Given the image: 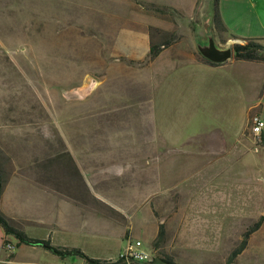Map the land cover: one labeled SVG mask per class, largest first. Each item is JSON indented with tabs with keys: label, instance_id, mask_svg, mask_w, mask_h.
Here are the masks:
<instances>
[{
	"label": "rangeland",
	"instance_id": "1",
	"mask_svg": "<svg viewBox=\"0 0 264 264\" xmlns=\"http://www.w3.org/2000/svg\"><path fill=\"white\" fill-rule=\"evenodd\" d=\"M68 1L77 6L0 0V208L6 187L14 186L20 208L49 224L25 226L29 237H51L90 256L124 249L116 234L127 226L129 237L155 257L152 244L163 225L161 258L229 264L245 233L264 218V144L249 134L247 116L250 107L258 106L254 113L264 107V83L256 91L240 74L241 98L233 100L222 69L188 58L211 41L227 47V30L198 42L207 21L214 27V0L199 14L205 26L196 36L188 28L192 12L170 9L158 20L146 10L154 2L183 0H131L122 9L132 23L112 29L96 24L106 19L97 10L105 0ZM239 8L257 25L252 31L264 32V0H245ZM178 23L183 38L172 26ZM150 27L158 31L155 43L172 32L180 42L154 61ZM89 183L111 204L91 198ZM84 217L101 228L98 244ZM71 220L76 232L67 230ZM65 260L88 262L78 255ZM233 264H264V221Z\"/></svg>",
	"mask_w": 264,
	"mask_h": 264
},
{
	"label": "crops",
	"instance_id": "2",
	"mask_svg": "<svg viewBox=\"0 0 264 264\" xmlns=\"http://www.w3.org/2000/svg\"><path fill=\"white\" fill-rule=\"evenodd\" d=\"M33 1V0H32ZM106 1V6L105 8L100 7L99 10L100 12L104 13L106 12L107 16L105 21H98L96 24L97 26L106 27L108 29L114 28L113 25L119 23H132L130 19H127L124 15L125 11L122 9V6L127 7L129 9L131 5V0H105ZM243 1L245 0H220L219 2V11L220 15L223 21V24L227 30L226 34H230L231 37H229V41L227 43V47L225 48H219L221 50H225L228 48H231L234 44H239V42L246 41V40H254L258 44L264 47L263 40H264V32L258 33L255 31H252L256 28L255 22H250L247 20V18H242V12L239 6L243 5ZM67 3H72L77 6L75 1H68L66 0ZM155 3V2H154ZM159 5L168 7L172 9L175 12H178L180 14H184L186 12H192L194 14L193 19L190 21L188 24V28L191 30V34L194 36L198 35V30L200 28H204L205 24L202 22V18L199 16V14L203 15V12L208 10L211 5H212V0H183L181 2L174 1L172 3L166 2V1H160V3H157ZM17 5H18V0H17ZM133 9H136L134 5H132ZM254 9L257 8V6L252 5ZM105 14V13H104ZM256 14V13H255ZM123 15V16H121ZM156 19L159 20L158 16H152ZM260 17L257 16V19ZM259 21V20H258ZM261 21V20H260ZM105 23V25H103ZM172 24V23H171ZM262 25V24H261ZM173 27H176V29H179L181 38H183L185 35L181 34V29L182 25L181 24H174L172 25ZM172 26H169L167 29H172ZM206 27V36L200 38L198 41L199 43H204L208 40V37H211L210 35L214 36V27L211 26L210 23L207 21ZM99 28V27H97ZM125 29V26L122 27ZM152 28V27H150ZM149 28V29H150ZM239 28H244V31H241ZM263 28V27H262ZM162 29V28H161ZM264 29V28H263ZM250 30V31H248ZM129 37H127L128 40ZM197 42V43H198ZM178 43H175L172 47H176ZM149 45H150V36H149ZM204 48L207 47L203 46ZM170 48V47H169ZM165 50V49H164ZM150 51V49H149ZM163 52V51H162ZM188 58L193 63L201 64L207 66V64L203 63L200 60V55H197L196 52L192 51L187 54ZM118 60V59H117ZM220 69H222L219 74L223 78L224 83L231 86V88L227 89V91L231 92L233 96V100L237 99V94L240 95L239 99L241 98V93H242V85L241 82L238 80V76L240 74L244 75L245 77H249L251 82L248 84L251 87H254L256 91L262 87L263 81H264V63L262 62H246V61H235L233 58L229 60L228 62L221 64L219 66ZM259 72H262V75H256ZM261 78V79H260ZM263 95H264V90H263ZM259 105V104H258ZM258 108V106L256 105ZM255 107H250L248 111V118H249V123H250V117L252 114H255L254 111L257 109H254ZM261 110L258 112L259 114L264 113V107L261 105L259 109ZM232 117H235V112L231 114ZM264 139V135H263ZM78 154L83 153V152H77ZM71 156L75 157L77 154H71ZM92 164V163H91ZM95 178V177H94ZM16 183V182H15ZM14 183V185H15ZM91 188L93 189V195H91V198L95 199L98 202L104 203L108 205L109 199L103 194H101L99 191H97L98 184L94 186V184L89 183ZM15 187L8 185L5 189L4 195H3V206L0 208V212L3 214V216L11 222L14 226L22 229L23 231L25 230L24 227L28 225H44L48 226L49 224L46 223L45 216L39 217L40 221H34L33 218L29 215L28 210H22L19 206V203H17V199L13 197L15 195ZM18 197V192L16 193ZM90 203V201H89ZM111 204V203H109ZM18 210L20 212H18ZM87 210L92 211L93 215V208L90 207ZM63 216V215H62ZM62 216L60 219H62ZM92 220L89 221V218L84 217V223H89V232L88 236L95 241V244L98 240V236H102V230L101 228L99 229V226H95V221L94 218L90 217ZM108 219V218H107ZM111 219L114 220L116 224L118 223L115 218L111 217ZM70 220V219H69ZM75 221L71 220L70 222H66V227L68 228L67 230L76 232L77 229H75V226H73ZM73 223V224H72ZM97 223L99 225V221L97 220ZM95 226V227H94ZM124 226V225H123ZM101 227V225H100ZM128 227L124 226V228L117 233V238L123 239L126 241V246L128 244V241L131 239L133 240V237H129L128 235ZM25 232V231H24ZM26 234V233H25ZM115 234V233H112ZM27 235V234H26ZM28 236V235H27ZM29 237V236H28ZM32 238V237H30ZM36 239V238H33ZM16 240V239H15ZM39 240H49L51 242V245L53 247H59V248H68V249H79L76 246H61V245H55L52 243V239H39ZM8 241L9 243H12L15 248L13 251H8L5 248L4 242ZM125 246V248H126ZM124 248V249H125ZM121 248L116 255L112 254H107V255H100V256H90L89 253H86V251L81 250L82 253L87 256L90 259L94 260H99V261H115L118 259L119 254L121 251L124 250ZM80 250V249H79ZM86 263V260H84ZM88 263V262H87ZM86 263V264H87ZM0 264H67L65 258L60 257L56 255L55 253L51 252L50 250L43 248V247H32V246H27V245H21L17 247V240L14 242L12 239H10L9 236H6L3 227L0 225Z\"/></svg>",
	"mask_w": 264,
	"mask_h": 264
},
{
	"label": "trees",
	"instance_id": "3",
	"mask_svg": "<svg viewBox=\"0 0 264 264\" xmlns=\"http://www.w3.org/2000/svg\"><path fill=\"white\" fill-rule=\"evenodd\" d=\"M219 2L220 0L213 1V12H214L213 22H214L215 33L221 36L223 33L226 32V28L223 24V21L220 15ZM146 10L149 13L151 12L157 16H161L169 12L170 8L159 5L157 3H151L148 6V8H146ZM150 30L151 31L149 34L150 36L149 59L150 61H154L162 53L164 49H167L173 46L177 42L178 36L176 32L167 33V34L163 33L166 40L162 42L161 44H157L153 41V37H154L153 31H155V33H158V31L156 29L154 30V28H151ZM231 49L233 51V59L235 61L264 63V47L258 44L254 40H246V44H238V43L234 44L231 47ZM200 56H201L200 60L207 65L214 66V67L221 65V64H215L209 61L208 59L204 58L202 54ZM263 144H264V139H263ZM3 174L4 173L2 170V162H1V157H0V190L3 188V185H4ZM263 221H264V218H261L259 221L255 222V224L251 227L250 230H248L245 233L243 242L231 254L229 261H228L229 264H233L235 259L244 252V250L248 246V241L251 235L260 229ZM0 225L3 227L6 236L15 237V239L17 240V247L21 245H27V246H32V247H43L63 258L69 255H78V256L84 257L90 264H104L105 263L103 261L88 258L79 249H67V248L53 247L50 241L30 238L25 234V232L22 229L14 226L11 222H9L3 216L1 212H0ZM163 230H164V226L162 225L160 227V232H159L157 239L152 244L153 250L156 252L152 263L160 262L164 264H176L174 260L171 258H161L160 253H158L161 246L163 245V238H162ZM6 242L7 241H5L4 244Z\"/></svg>",
	"mask_w": 264,
	"mask_h": 264
},
{
	"label": "built area",
	"instance_id": "4",
	"mask_svg": "<svg viewBox=\"0 0 264 264\" xmlns=\"http://www.w3.org/2000/svg\"><path fill=\"white\" fill-rule=\"evenodd\" d=\"M249 134L258 144H263L264 119L258 113L250 117ZM8 251H13L15 246L8 241L4 244ZM141 241L129 240L126 248L119 254L115 261H106L104 264H145L152 263L154 257L141 249Z\"/></svg>",
	"mask_w": 264,
	"mask_h": 264
},
{
	"label": "water",
	"instance_id": "5",
	"mask_svg": "<svg viewBox=\"0 0 264 264\" xmlns=\"http://www.w3.org/2000/svg\"><path fill=\"white\" fill-rule=\"evenodd\" d=\"M201 54L204 58L215 64H224L233 58V51L231 48L221 50L214 45L211 41L210 45L201 50Z\"/></svg>",
	"mask_w": 264,
	"mask_h": 264
},
{
	"label": "flooded vegetation",
	"instance_id": "6",
	"mask_svg": "<svg viewBox=\"0 0 264 264\" xmlns=\"http://www.w3.org/2000/svg\"><path fill=\"white\" fill-rule=\"evenodd\" d=\"M229 49V48H228Z\"/></svg>",
	"mask_w": 264,
	"mask_h": 264
}]
</instances>
